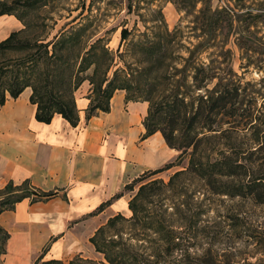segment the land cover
Instances as JSON below:
<instances>
[{
  "label": "rangeland",
  "instance_id": "rangeland-1",
  "mask_svg": "<svg viewBox=\"0 0 264 264\" xmlns=\"http://www.w3.org/2000/svg\"><path fill=\"white\" fill-rule=\"evenodd\" d=\"M2 2L11 5L12 13L20 18L22 24L15 42L53 43L58 39L59 34L83 26L76 43L67 44L61 53L54 51L55 55L63 54L67 59L68 67L66 66L56 76L58 80H63V84L56 82L58 86L55 84L52 89L64 100L69 98L73 100V92L76 88L71 90L72 86L79 79L91 75L92 65L83 72L76 73V69L80 58L86 55L93 43L94 51L99 57L102 54V58L106 56L111 58L110 69L105 76L110 78L112 71L117 69L122 71L120 77L125 76L132 82L137 80V72L140 68L138 62H142L141 59L144 58L140 52L141 46L151 42L162 45L165 31H174L179 36L170 44L171 48L168 51L170 61L173 62L172 67L178 68L179 56L185 57L183 46L190 47V44L197 43L210 46L211 48L202 55L203 60L210 58L212 67L221 70L219 74H226L227 77L240 82L249 94L244 107L251 108L256 121L245 125L241 123L233 129L222 125L219 131L210 133L214 135H209L207 145L215 149L219 143L229 144L234 152L238 153L239 164L251 165L254 171L264 170V0H246L242 3L244 7L241 9L234 6L231 0H3ZM225 5L231 9L235 7L234 12L229 14L230 22L227 21V17L219 16L212 20L213 16L210 14L212 9L220 10V7ZM245 12L259 14L262 18L255 19V26L247 27L244 24L246 22L243 23L240 18ZM215 22H218L217 25ZM121 29L128 32L124 41H120ZM102 48L107 55L103 53ZM47 50L49 55L52 51L51 44L48 45ZM35 52L36 50L28 49L1 53L0 65H14L16 64L13 63L14 61H20L34 55ZM77 54L79 58L76 59ZM50 63L48 69L52 68ZM141 65L144 66L143 63ZM39 70L40 66L33 73H29L32 86L39 84L34 79ZM23 71L24 68H21L20 74L24 73ZM176 77H179V74ZM86 83L88 81L83 80L78 86ZM88 85L89 98H91L92 86L89 83ZM186 163L187 158L183 159L178 167L167 171L152 176L145 173L141 184L137 183L132 191L125 192L130 201L136 195L139 185L152 180L156 182L135 200L134 204L140 210L137 217L142 221L139 218H134L131 222L117 221L113 231H121L122 241L133 248L132 252L136 255L143 254L145 260L155 261L157 264H176L182 259L181 256L185 255L189 260L198 258L210 264H264V254L260 253V248L255 245L254 240L247 236L257 225L262 232L261 237H264V205L253 206L238 198L212 195L203 186L202 181L191 175L173 178L168 185L169 178L185 167ZM240 180L224 179L222 182L226 186H236L244 182ZM131 215L129 211L124 218H129ZM158 217L163 222V227L171 228L178 233L180 251L167 255L159 235L151 231L141 232L139 221L149 222ZM242 224H247L250 228L248 233L242 229L243 227L238 228ZM109 238L117 240L112 236V232L103 235V239ZM74 257L76 255L60 262L68 264ZM80 258L94 263H105L103 256L96 253L89 242L85 244ZM36 259L37 257L32 264L37 263Z\"/></svg>",
  "mask_w": 264,
  "mask_h": 264
},
{
  "label": "trees",
  "instance_id": "trees-1",
  "mask_svg": "<svg viewBox=\"0 0 264 264\" xmlns=\"http://www.w3.org/2000/svg\"><path fill=\"white\" fill-rule=\"evenodd\" d=\"M231 1H233L234 6L236 5L241 9V7H244L242 3L246 0ZM14 4H17V2H14ZM234 8L231 9L225 5L220 7V10L212 9L210 14L213 17L211 19L214 20L216 16L227 17V21L230 22L228 17H230V13L234 12ZM11 10V5L0 2V15L13 14ZM240 18L243 23L246 22L244 24L247 27H251L255 26V19L262 17L259 14L254 15L245 12ZM239 22L241 21L239 20ZM215 23L217 25L218 22ZM82 30L83 26H79L69 32H63L58 35V39L53 43L46 44L38 41L31 44H28V42H15L19 32L10 33L6 39L1 41L0 54L7 51H27L28 49L36 50V52L34 55L27 56V58L20 61H14L13 63H16L14 65H0V105L4 103L6 97L16 98L28 87L31 89L29 102L35 105L34 118L36 121L48 123L51 117L56 114L60 115L70 125H75L76 112L73 100L70 98L64 100L61 95H58L55 91L53 92L52 89L55 84L58 86L56 82L63 84V80H58L56 76L66 66L68 67L66 57L63 54L55 55V52L61 53L67 44L76 43ZM127 35L128 32L121 29L120 41H124ZM178 37L174 31H165L162 45L158 42H151L141 46L140 52L144 58L141 59L142 62H138L140 68L137 72V80L134 82L125 76L120 77L119 74H122V71L117 69H114L111 77L107 78L105 74L110 69L111 58L108 56L102 58V54L99 57L94 51L95 45L93 43L87 50L86 55L80 58L76 69V73H79L92 65L91 75L79 79L71 89L77 88L83 80H87L92 86V97L85 118L94 115L95 110L106 112L112 93L115 90H123L126 101L147 103V114L142 120L143 136L147 137L158 132L166 146L176 153L171 162L156 170L147 172L148 176L178 167L181 161L187 158L186 166L169 178L168 185L173 178L191 175L202 181L203 186L212 195H224L231 199L238 198L253 206L264 205V170L257 169V171H254L251 165L239 164L237 160L238 153L234 152L229 144L219 143L215 149L211 148L209 144L207 145L209 135H214L210 133L219 131L222 125H227L228 129H233L241 123L245 125L256 121V117L250 110L251 108L244 107V102L249 98V94L246 93L245 88L238 80L229 78L226 74H219L221 70L218 67H212L210 58H205L206 61L203 60L202 55L211 48L208 45L197 43L195 45L190 44V47L183 46L185 57L179 56L178 68L172 67L173 62L170 61L168 51L171 48L170 44ZM49 44H51L52 51L48 55L47 47ZM102 51L107 55L103 48ZM75 58H79L78 54L75 55ZM48 63L51 64V69L47 68ZM142 63L144 66L141 65ZM39 66L40 70L34 78L39 84L38 86H32L29 73H33ZM21 68H24L23 72L25 74H20ZM177 74H179V77H176ZM212 157L215 159H211ZM144 174L124 185L122 192L101 203L86 216L100 213L112 200L119 198L123 192L132 191L135 184H141ZM234 178L241 179L240 181L244 182L239 183L238 181L239 184L236 186H226L222 182L224 179ZM155 183L152 180L143 185L138 184L136 195L128 201L127 205L132 215L129 218H124L121 215L109 218L88 240L93 250L103 256L105 263L83 260L79 255H76L68 264H157L155 261L145 260L142 257L143 254L136 255L132 252L133 248L122 241L121 231H113L117 221L131 222L134 218H139L137 213L140 210L135 206V200L145 189ZM52 195V192L42 193L34 190L26 181L17 185L8 182L0 189V212L12 210L17 202L25 198L32 197L31 201L33 202L47 199ZM152 195L155 196V194ZM144 199L142 200L144 201ZM139 220L142 221L140 218ZM135 221L138 223L137 220ZM140 221L142 233L151 231L159 235L167 255L177 250L180 251L178 233L171 228L163 227V222L159 217L149 222ZM241 227L246 233L250 231L247 224L238 226V228ZM258 228L257 225L253 227L251 229L252 233H248L247 236L254 240L255 245L260 248V253L264 254V237H261L262 232ZM108 232H112V236L117 240L103 239V235ZM7 238V233L0 228V254L4 253ZM46 249L47 245L41 253L43 254ZM181 257L182 259L176 264H210L198 258L189 260L186 255ZM41 259V255H39L35 260V262L37 261L36 264H62L57 260L43 261Z\"/></svg>",
  "mask_w": 264,
  "mask_h": 264
},
{
  "label": "crops",
  "instance_id": "crops-1",
  "mask_svg": "<svg viewBox=\"0 0 264 264\" xmlns=\"http://www.w3.org/2000/svg\"><path fill=\"white\" fill-rule=\"evenodd\" d=\"M21 29L16 15H0V42ZM30 94L25 88L0 105V189L26 181L53 195L33 202L25 198L0 212V228L8 235L0 264H32L39 255L61 262L80 256L109 218L128 215L129 197L123 192L100 213L86 215L176 155L158 132L143 136L147 103L126 101L123 90L112 93L106 112L95 110L85 118L90 89L88 83L78 86L73 126L56 114L48 123L36 121Z\"/></svg>",
  "mask_w": 264,
  "mask_h": 264
}]
</instances>
